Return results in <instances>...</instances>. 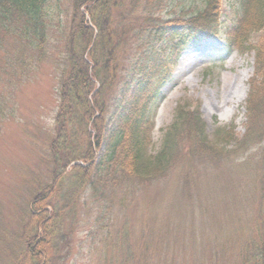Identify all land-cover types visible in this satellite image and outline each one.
<instances>
[{
  "label": "trees",
  "instance_id": "16d2710c",
  "mask_svg": "<svg viewBox=\"0 0 264 264\" xmlns=\"http://www.w3.org/2000/svg\"><path fill=\"white\" fill-rule=\"evenodd\" d=\"M67 1L65 33H61L66 66L56 86L54 129L47 140L52 181L38 187L40 192L30 204V213L18 223L23 259L17 260V264H51V250L55 254L69 249L73 229L78 224L75 216L78 192L107 189L108 195L102 196L106 199L117 190L125 197L133 192L139 195L150 181L166 184L169 179H164L172 167L173 156H177L183 144L207 161L234 154L247 142H264V122L259 123L264 119V0H238L233 24L223 32L220 0L185 4L179 13L172 10L167 16L162 14L165 5H158L155 0ZM48 2L0 0L1 70L7 71L11 64L8 61L12 60L18 62L22 71L31 66V72L47 56ZM179 23L184 24L183 30L171 34L165 44L159 45L169 26ZM252 32H261L256 44L250 41ZM211 37L222 38L229 51L253 52V76L248 81L245 106L246 132L241 137H236L232 130L222 133L221 140L226 144L235 143L230 149L223 143L212 145L207 141L198 111L178 105L160 149L153 156L146 155L151 124L144 108L147 100L152 99L151 89L144 93L153 88L152 76L165 69L167 63L174 64L189 45ZM25 50L32 54L27 55ZM116 79L120 83L114 88ZM140 99H144L141 109L137 107ZM260 151L264 166V144ZM243 161L247 164L246 159ZM188 171H183L179 191L189 183L185 179ZM67 178L74 180L70 187L73 190L63 192V181ZM259 183L250 232L244 233L234 250L220 251V259L215 256L218 247L209 248L210 254L204 253V260L209 257L207 264H264V172ZM65 219L66 230L61 231ZM90 233L94 238L92 228ZM3 243L0 235V244ZM97 244L109 249L121 246L123 241L113 240L110 232L104 231ZM3 246L10 252L7 244ZM68 253L65 252V257ZM186 254L184 250L168 249L164 258L158 257L157 264H192V258L199 255L194 251L191 258L185 259ZM142 261L138 256L134 264Z\"/></svg>",
  "mask_w": 264,
  "mask_h": 264
},
{
  "label": "rangeland",
  "instance_id": "374dc122",
  "mask_svg": "<svg viewBox=\"0 0 264 264\" xmlns=\"http://www.w3.org/2000/svg\"><path fill=\"white\" fill-rule=\"evenodd\" d=\"M155 1L165 5L162 13L165 16L172 10L179 13L185 4H200V0ZM237 10L238 0H220L221 32L231 27ZM66 11H69L67 0H49L47 56L36 68L30 72L31 66H28L22 71L17 61L5 60L12 68L8 65L7 71L0 69V235L10 248L7 252L4 243L0 244V264H17V260L23 259L18 223L30 213V204L40 192L38 187L50 185L52 181L47 140L54 129L58 103L56 86L66 66L61 37V33H65ZM183 26L182 23L169 26L159 45L165 44L171 34L181 32ZM260 36L261 32H252L250 41L256 44ZM199 47L202 51L193 57L189 69L184 68L190 59L184 58V54ZM16 53L20 58V53ZM25 53L32 54L29 50ZM164 67L152 76L153 88L149 87L144 93L151 89L152 99L147 100L144 108L151 124L146 155L153 156L160 149L178 105L198 111L208 143L218 146L223 143L230 149L235 143L226 144L221 136L225 130H232L236 137L246 132L245 106L248 81L253 76V52L229 51L222 38L211 37L189 45L174 64L167 63ZM242 70H249L244 81L245 96L235 102ZM116 81L114 88L120 79ZM229 84H233L234 96L214 109ZM143 101H138V108L141 109ZM119 113L122 115V111ZM263 122L262 118L259 123L263 125ZM262 144L264 142H247L234 154L207 161L188 151V145L183 144L177 156H173L172 167L164 179H169L166 184L150 181L139 195L133 192L125 197L117 190L106 199L102 196L108 195L107 189L92 193L88 188L84 193L78 192L75 215L78 224L73 229L72 242L67 251L61 249L55 254L50 251L51 264H134L138 256L143 258L142 264H157L158 257L164 258L168 249L186 251L185 259L196 251L199 255L192 258V264H199L204 260V253L210 254L209 248L217 247L215 256L220 259L221 252L234 250L244 233L247 235L252 228L250 222L264 172ZM188 169L185 179L189 183L179 191L183 171ZM72 182V178L63 181V192L73 190ZM67 223L65 219L61 231L66 230ZM28 227L31 229L32 223ZM104 231H109L115 241L120 238L123 244L109 249L97 244ZM61 236L62 233L59 238ZM208 258L201 264H207Z\"/></svg>",
  "mask_w": 264,
  "mask_h": 264
},
{
  "label": "bare ground",
  "instance_id": "6f19581e",
  "mask_svg": "<svg viewBox=\"0 0 264 264\" xmlns=\"http://www.w3.org/2000/svg\"><path fill=\"white\" fill-rule=\"evenodd\" d=\"M202 49H203L202 47H199V48L191 49L189 52H186L184 54L185 55L184 58L187 57V58H190V59L187 60L188 63L184 64L183 67L184 68L189 67L190 64L192 63L191 61H192L193 57H195V55H197L199 52H201ZM187 69H189V68H187ZM248 71L249 70H242L240 72V77H239L240 78V84H241L240 85V92H239V95L237 96L235 102L241 101L244 98V96H245L246 89H245V86H244V81L248 77ZM236 78H237V76H236ZM186 81L188 83L189 82V78H187ZM194 81H196V79H194ZM234 81H235V78H234ZM232 88H233V84H229V89L223 93L222 100L220 102H217L213 106L214 109H218L220 106L225 105L228 101H230L232 99V97L234 96Z\"/></svg>",
  "mask_w": 264,
  "mask_h": 264
}]
</instances>
